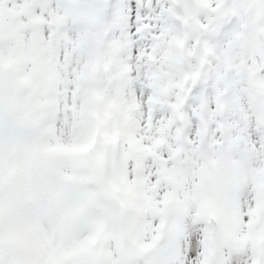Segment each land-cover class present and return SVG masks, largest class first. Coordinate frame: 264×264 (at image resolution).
<instances>
[{
    "label": "snow or ice",
    "instance_id": "6c2138e0",
    "mask_svg": "<svg viewBox=\"0 0 264 264\" xmlns=\"http://www.w3.org/2000/svg\"><path fill=\"white\" fill-rule=\"evenodd\" d=\"M0 264H264V0H0Z\"/></svg>",
    "mask_w": 264,
    "mask_h": 264
}]
</instances>
